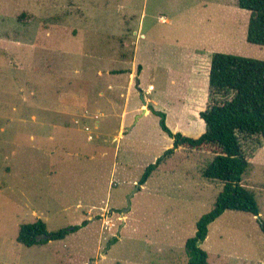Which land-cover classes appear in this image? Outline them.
I'll use <instances>...</instances> for the list:
<instances>
[{
    "label": "rangeland",
    "instance_id": "obj_1",
    "mask_svg": "<svg viewBox=\"0 0 264 264\" xmlns=\"http://www.w3.org/2000/svg\"><path fill=\"white\" fill-rule=\"evenodd\" d=\"M249 19L237 0H0V264H186L223 182L202 175L212 147L182 146L135 191L173 143L141 93L173 131L200 136L212 54L264 60ZM245 148L261 213L212 222L208 264H264V142ZM38 219L89 224L18 242Z\"/></svg>",
    "mask_w": 264,
    "mask_h": 264
},
{
    "label": "trees",
    "instance_id": "obj_2",
    "mask_svg": "<svg viewBox=\"0 0 264 264\" xmlns=\"http://www.w3.org/2000/svg\"><path fill=\"white\" fill-rule=\"evenodd\" d=\"M237 3L250 11L248 42L264 45V0H237ZM209 102L207 108L199 113L206 123V131L198 137L173 131L167 125L166 113L150 106L151 111L160 117L162 130L172 138L173 143L155 163L146 167L139 180V184H145L159 165L179 147L202 150L210 146L214 149L215 156L202 175L223 182V187L212 210L197 221L195 235L186 241V264H208L209 255L201 243L208 236L209 225L226 210L245 211L255 216L261 213L256 197L242 181L251 165L246 143L251 141L260 147L264 142V60L214 52L209 72ZM258 219L264 230L263 220ZM87 223L88 220H85L82 225H74L72 230L49 231L46 223L38 219L22 224L17 240L29 247L44 244L49 240L65 238ZM43 234L49 237L37 238ZM117 239L114 237L110 243L117 242Z\"/></svg>",
    "mask_w": 264,
    "mask_h": 264
},
{
    "label": "water",
    "instance_id": "obj_3",
    "mask_svg": "<svg viewBox=\"0 0 264 264\" xmlns=\"http://www.w3.org/2000/svg\"><path fill=\"white\" fill-rule=\"evenodd\" d=\"M138 85H139V82H138ZM141 96H142L143 103H144V106H145V107L143 108V114H144V113H146L147 108H148V101L145 100L143 93H141ZM140 187H141V184L138 183V184L136 185V189H135V191L139 190ZM135 191H133V193H131V194L129 195V197H128V204H129V207L126 208L125 211H127V210L130 209L131 204H132V200H131V199H132V197H133ZM72 229H73V227H70L69 230H72ZM48 237H49V236H48L47 234H43V235L38 236L37 238H38V239H42V238H48Z\"/></svg>",
    "mask_w": 264,
    "mask_h": 264
},
{
    "label": "crops",
    "instance_id": "obj_4",
    "mask_svg": "<svg viewBox=\"0 0 264 264\" xmlns=\"http://www.w3.org/2000/svg\"><path fill=\"white\" fill-rule=\"evenodd\" d=\"M211 66V65H210ZM209 72H210V69H209ZM208 78H209V74H208ZM152 88H154V86L152 85V84H150V86H149V90H151ZM148 101H151L152 102V100H150V99H148ZM150 106H151V104H148V108H147V111H146V113H144V114H147V113H150V112H152L151 111V109H150ZM153 106V105H152ZM154 107V106H153ZM155 108V107H154ZM157 109V108H156ZM202 111V110H201ZM200 113V112H199ZM89 224V223H88ZM88 224H86V226L88 225Z\"/></svg>",
    "mask_w": 264,
    "mask_h": 264
}]
</instances>
